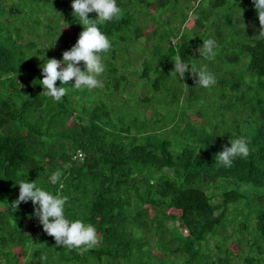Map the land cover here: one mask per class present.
Masks as SVG:
<instances>
[{"label": "trees", "instance_id": "trees-1", "mask_svg": "<svg viewBox=\"0 0 264 264\" xmlns=\"http://www.w3.org/2000/svg\"><path fill=\"white\" fill-rule=\"evenodd\" d=\"M72 2L0 0V264H264V35L253 0L184 9L179 0H117L121 17L98 24L111 42L100 54L102 87L57 80L68 91L54 102L41 94L42 66L62 60L83 31ZM188 11L194 28L180 31ZM140 17L154 24L137 70L148 89L117 100L131 83ZM209 38L218 45L212 58L198 51ZM177 56L190 64L183 79L172 72ZM191 64L217 83L196 85ZM237 137L249 141V156L218 165L216 154ZM22 179L68 196L65 216L93 224L99 242L57 246L31 201L13 212Z\"/></svg>", "mask_w": 264, "mask_h": 264}, {"label": "clouds", "instance_id": "clouds-1", "mask_svg": "<svg viewBox=\"0 0 264 264\" xmlns=\"http://www.w3.org/2000/svg\"><path fill=\"white\" fill-rule=\"evenodd\" d=\"M253 5L257 13L264 35V0H253ZM73 15L79 17V23L83 26L76 44L68 51L63 52V59H47L42 66L43 79L40 85L43 87L41 94L52 98L54 102H59L68 91L66 86H56L57 80L62 85H67L71 80H75V89L87 87L93 89L102 87V82L97 78L104 71L101 53H106L111 48L110 39L102 33L98 24L119 19L122 10L117 6V0H73ZM97 14L95 19L89 18V13ZM243 14V11H242ZM241 26L246 25L240 18ZM215 39L209 38L203 41L198 48L199 55L212 58L216 55L214 49L217 48ZM84 63L85 70H81L78 65ZM189 63L185 62L181 56H177L174 61V72L183 79L184 74L189 71ZM190 72L194 77H198L196 85L209 87L217 83L215 75L205 68L197 69L195 64H191ZM230 147L224 146L223 150L215 156V162L224 167H231L237 158H247L250 154L249 141L245 137H237L229 140ZM62 172L58 169L50 176L52 184L61 181ZM19 196L11 203L12 211L19 208L21 202L31 201L34 207L33 215L37 217L43 230L55 238L57 246L68 248L89 249L95 246L98 241L97 230L91 223H85L83 219L70 220L65 216V206L69 197L61 195L59 192L53 194L42 187L37 186L36 180L29 182L20 180ZM13 223L16 220L13 219Z\"/></svg>", "mask_w": 264, "mask_h": 264}, {"label": "rangeland", "instance_id": "rangeland-1", "mask_svg": "<svg viewBox=\"0 0 264 264\" xmlns=\"http://www.w3.org/2000/svg\"><path fill=\"white\" fill-rule=\"evenodd\" d=\"M4 2H8L11 0H3ZM181 2L178 3L180 4L181 9L185 8V5L189 4H195L194 0H179ZM204 3V2H203ZM205 3H207V1H205ZM170 14V10H165L162 15L161 18H166L167 15ZM194 17H195V13L194 11H188L187 12V16L185 18V21L180 24V26L178 27L179 30L181 31L182 29H188L191 30L194 28L193 24H194ZM63 25V32L70 34L72 32V26L67 24L64 26ZM61 25V26H62ZM154 28V24L152 22V20L149 17H140L135 25V29H137L139 31V38L137 40H133L130 43V51L134 50V54L132 55V60L134 59V61H132L131 63V68L129 71L126 72L127 77L129 79V81L131 82L127 88L126 91L122 92L121 95L117 94L114 97L118 100L122 97H125L128 95L127 92H133L136 90V95L142 97L146 91H147V84L146 83H141L139 78H138V73L137 70H140L141 68V61L145 58H147L149 56V54L151 53L152 50V43L154 42L153 36L151 34V31ZM134 57V58H133ZM101 88V87H99ZM131 103V102H130ZM132 104V103H131ZM146 113H150V108H147L145 110ZM188 117L191 120H195L196 122L199 121V118L197 116H195V114L189 110L188 111ZM171 126V125H170ZM172 127V126H171ZM167 128L164 129L163 132L167 133L168 130L171 128ZM243 205H241L242 207ZM233 210V207L230 209L229 212H231ZM25 230L31 231V228L28 227L27 225V221H25ZM183 232L185 233V230H183ZM231 240V239H230ZM212 243V241H211ZM231 246L233 245V243L230 244ZM16 254L18 255L19 259H22V256L20 254V249L17 248L15 249ZM238 264H242L240 261V258H238Z\"/></svg>", "mask_w": 264, "mask_h": 264}]
</instances>
